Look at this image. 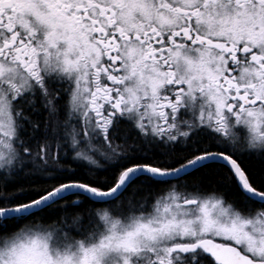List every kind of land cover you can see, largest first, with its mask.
<instances>
[{
	"label": "snow or ice",
	"instance_id": "obj_1",
	"mask_svg": "<svg viewBox=\"0 0 264 264\" xmlns=\"http://www.w3.org/2000/svg\"><path fill=\"white\" fill-rule=\"evenodd\" d=\"M0 264H264V0H0Z\"/></svg>",
	"mask_w": 264,
	"mask_h": 264
}]
</instances>
